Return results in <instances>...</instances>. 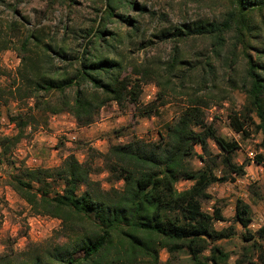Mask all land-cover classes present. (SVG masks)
I'll list each match as a JSON object with an SVG mask.
<instances>
[{"label":"rangeland","instance_id":"1","mask_svg":"<svg viewBox=\"0 0 264 264\" xmlns=\"http://www.w3.org/2000/svg\"><path fill=\"white\" fill-rule=\"evenodd\" d=\"M130 1L134 5L126 3L117 12L131 21L106 22V0H0V137L18 134L13 116L27 122L21 139L7 154L0 147V264H21L36 255L45 259V252L54 245H76L92 231L88 223L64 224L32 208L9 183L18 168H53L74 154L101 168L92 178L102 188H120L122 183L105 170L103 156L92 158L91 148L104 154L111 144L134 139L158 142L167 124L174 123L196 101L203 102L205 124H213L228 140L238 141L234 161L246 164L244 175L233 174L232 180L211 184L207 189L211 197L201 198L204 211L212 214L218 207L226 219L215 221V228H234L232 237L219 241L230 254L224 264H236L247 252L257 254L254 249L248 251L251 243L243 239L246 230L236 219V204L242 199L251 206L250 230L256 233L264 225V163L255 161L257 154H264L262 134L253 125L249 136L238 133L229 118L233 112L241 113L248 103L243 89L247 58L241 46L236 47L234 33H228L223 48L217 49L209 36L189 31L222 22L232 5L229 0ZM249 17L254 30L247 51L262 64L264 10L250 12ZM105 22L109 30L105 38L114 42L112 36L118 34L116 54L111 53L110 58L123 64V75L134 80L141 78L139 70H148L141 81L139 102H110L95 111L91 123H80L70 112H49L42 101L60 95L43 91L33 95V89L28 88L33 78L43 71L51 76H62L67 69L70 72L72 57L82 53L92 34L88 35L89 31ZM60 49L65 55L58 54ZM66 96L72 99L74 89ZM152 102L156 112L144 116L143 107ZM208 150L209 154H204L197 146V155L188 162L194 169L210 164L220 176L225 168L222 151L213 139L208 140ZM192 184L181 180L176 186L183 190ZM62 187V181H55L52 194ZM159 264L195 263L184 250L170 254L163 249Z\"/></svg>","mask_w":264,"mask_h":264},{"label":"trees","instance_id":"2","mask_svg":"<svg viewBox=\"0 0 264 264\" xmlns=\"http://www.w3.org/2000/svg\"><path fill=\"white\" fill-rule=\"evenodd\" d=\"M229 2L232 8L222 22L189 31L209 36L217 49L223 48L228 33H234L236 47L240 45L247 58L243 89L248 103L241 113L230 114V123L236 132L245 136L250 135L249 128L253 125L262 134L260 147L264 149V63L255 60L247 51L254 30L249 14L263 11L264 0ZM126 3L134 5L130 0H106V22L123 18L131 21L129 16L117 12ZM106 22L95 31H89L88 35L92 34L82 53L72 57L70 72L67 69L62 76H51L40 71L41 74L33 78L28 87L33 89V95L40 91L60 95L55 100L42 101L49 112H70L80 123H91L95 111L110 102L119 105L124 101L139 102L143 91L141 81L148 70H139L141 78L134 80L130 75H123V64L110 58L111 53L116 54L114 42L118 34L112 36L114 42L105 38L109 31ZM58 54L65 55V50L60 49ZM70 89H74L72 99L66 96ZM201 103L196 101L188 105L174 123L167 124L158 142L134 139L111 144L104 154L91 148L92 158L103 156L105 170L122 183L120 188H102L92 178L101 168L88 160L80 161L74 154L53 168H18L9 183L38 213L59 218L72 226L80 223L92 226L90 234L78 244L54 245L52 250L45 252L48 254L45 259L36 255L21 264H159L163 249L170 254L184 250L195 264L226 263L230 254L219 241L232 237L234 228H215V221L226 219L218 207L212 214L204 211L201 198L211 197L207 192L211 184L244 175L246 164L234 161L240 148L237 140H228L218 134L213 124H205ZM156 108L155 102L144 106L143 115L151 116ZM21 118L13 116L19 127L18 134L0 137L3 154L21 139L27 124ZM209 139H213L222 151L225 168L220 176L210 164L194 169L188 162L197 155V146L204 154H209ZM200 158L207 162L204 155ZM255 161L264 163V154H257ZM233 174L235 176H231ZM58 180L63 183L62 190L52 194ZM181 180H190L193 184L179 190L176 185ZM236 219L246 230L243 239L251 243L248 251H257V254H242L236 264H264V225L256 233L250 230L252 209L242 199L236 204Z\"/></svg>","mask_w":264,"mask_h":264}]
</instances>
